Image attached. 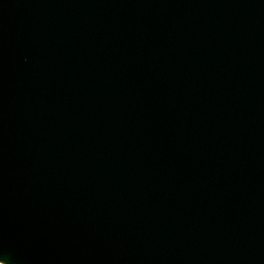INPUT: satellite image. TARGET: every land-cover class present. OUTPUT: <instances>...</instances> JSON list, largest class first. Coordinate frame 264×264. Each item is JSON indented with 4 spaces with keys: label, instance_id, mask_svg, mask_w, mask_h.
Masks as SVG:
<instances>
[{
    "label": "water",
    "instance_id": "1",
    "mask_svg": "<svg viewBox=\"0 0 264 264\" xmlns=\"http://www.w3.org/2000/svg\"><path fill=\"white\" fill-rule=\"evenodd\" d=\"M0 264H264V0H0Z\"/></svg>",
    "mask_w": 264,
    "mask_h": 264
}]
</instances>
